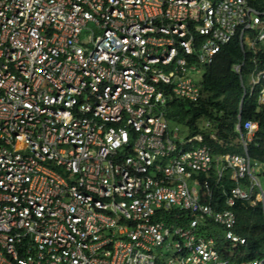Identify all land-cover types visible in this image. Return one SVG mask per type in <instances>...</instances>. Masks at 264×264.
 <instances>
[{"label":"built area","instance_id":"1","mask_svg":"<svg viewBox=\"0 0 264 264\" xmlns=\"http://www.w3.org/2000/svg\"><path fill=\"white\" fill-rule=\"evenodd\" d=\"M263 5L0 0V264H238L237 214L210 202V179L255 168L213 156L200 133L181 139L165 115L201 97L225 44L264 54ZM248 196L235 187L225 204Z\"/></svg>","mask_w":264,"mask_h":264},{"label":"trees","instance_id":"2","mask_svg":"<svg viewBox=\"0 0 264 264\" xmlns=\"http://www.w3.org/2000/svg\"><path fill=\"white\" fill-rule=\"evenodd\" d=\"M246 56L252 57L250 53ZM244 58L236 41L225 44L215 55L213 62L206 65L201 83L202 97L196 102L174 98L167 108V119L184 125L190 136L200 132V118L211 119L217 137L211 140L205 133L204 143L215 152H242V146L236 140L238 133L234 131L242 88L239 75L232 70V65ZM241 117L244 121L251 119L259 123L258 131L247 142V153L254 162L264 164V109L257 111L252 98L246 99ZM224 184L229 187L233 182L227 179ZM236 232L247 236V244L236 248L232 259L242 262L256 258L264 252V216L259 205L254 212L244 209L238 211Z\"/></svg>","mask_w":264,"mask_h":264},{"label":"clouds","instance_id":"3","mask_svg":"<svg viewBox=\"0 0 264 264\" xmlns=\"http://www.w3.org/2000/svg\"><path fill=\"white\" fill-rule=\"evenodd\" d=\"M263 9H264V5H263ZM262 20L264 21V14L262 15ZM240 50H241V48H240ZM248 53H246V54H248ZM251 55H252L251 58H247V56L244 55L245 58L242 61L234 63V64H238V63H242V62L244 63L242 65V69H240L239 73L233 69L234 64L232 65V70L239 75L240 86L242 88L240 100L238 101V106H237L236 121L234 123V131L238 133L236 140L241 144L242 152H240V153H236V152H233V153H231V152H215L209 146L210 154H212L213 156H219L220 158H223L225 155H230V156H234V155L245 156V155H247L250 158V161L252 162L253 167L255 168L253 170L251 176L250 175L241 176L234 169L233 170L232 169H227V170L224 169L221 172L222 175H221V177L217 183L215 182V180L217 179V173L214 170L212 173L213 177L210 179L211 180V186H210L211 199H210V202L213 205L215 202L218 205V207L221 206L223 208L233 209L237 214V223L235 225L234 231L236 234H238L239 236L244 238L245 242L242 244L240 243L235 248H233L232 249L233 252L236 250V248L240 247V245L245 246V244H247V236H244V235L236 232V228H237V224H238V211L240 209H244V210H247L250 212H254L255 208L259 205L261 212H262V215L264 216V203L262 202V200L261 201L256 200V194L260 192L259 189H262L263 193H264V188H263L262 183H261L260 178H259L260 173H261L259 165H264V164L254 162L252 160V158L247 153V142L249 140H251L252 137L255 135V133L258 131L259 123L257 120H251V119L244 121V120H242V117H241V111L244 107V102L246 99L252 98L255 109L257 111L264 109V95H260V90L262 88H264L263 81L262 82L257 81L255 83H253V80L251 78V71L253 69H260L261 67H263L262 64L264 62V54L260 53V54H258V56L253 55V54H251ZM253 57H255L257 60L256 66L258 68H256L254 63H253ZM247 59H248V62L246 63ZM205 68H206V66H204L202 69V71H203L202 76H204ZM202 81H203V77H202L201 83H202ZM202 95H201V97H202ZM180 99H182V98H180ZM185 100H187V99H185ZM171 101H169V102H171ZM188 101H190V100H188ZM196 101L197 100L192 101V102H196ZM168 107H169V103H168L167 108ZM201 121H204L203 127H201V124H202ZM246 123L250 124V128L245 127ZM198 125L200 128V132H198V133L203 135L204 140H205V136H204L205 133L208 135V137L211 140L216 139V137H217L216 132L212 128L214 126V122L211 119L200 118L198 120ZM211 135H213L214 137H211ZM189 136H190V134L188 131L187 138ZM242 141H245L246 143L243 144ZM258 173H259V175H258ZM227 179L229 181L233 182V185L226 187V185L224 184V180H227ZM263 182H264V180H263ZM235 187L242 189L245 192H248L249 196L246 199H237L238 201H237L236 206L232 208V207L227 206L225 204V201L231 195V190ZM252 202H254V203L251 204ZM207 227H209V230H208L209 233H211L213 236L217 235L215 238L217 249L223 248L226 250V246H229L230 248L232 247L230 242H229V239L224 237V234L226 231L225 227L223 228L220 225H218L217 223H213V222H209ZM206 234H207V231H205L204 235H206ZM232 257H233V255L231 256V260L233 263H238V264L241 263V262H237L236 260L232 259ZM262 257H264V252L256 258H251L249 260H245L242 262H244V264H246V262H248V261L260 259Z\"/></svg>","mask_w":264,"mask_h":264},{"label":"rangeland","instance_id":"4","mask_svg":"<svg viewBox=\"0 0 264 264\" xmlns=\"http://www.w3.org/2000/svg\"><path fill=\"white\" fill-rule=\"evenodd\" d=\"M202 74H203V71H201V76H202ZM201 122H202L201 127H203L204 126V121H201ZM173 125L177 126V128L180 130L181 139L185 140L187 138V135H188L187 128L184 125H181V124L173 123ZM259 168L261 170L259 178H260V181H261L262 186L264 188V182H263V180H264V165H259ZM258 175H259V173H258Z\"/></svg>","mask_w":264,"mask_h":264},{"label":"crops","instance_id":"5","mask_svg":"<svg viewBox=\"0 0 264 264\" xmlns=\"http://www.w3.org/2000/svg\"><path fill=\"white\" fill-rule=\"evenodd\" d=\"M187 131H188V129H187Z\"/></svg>","mask_w":264,"mask_h":264}]
</instances>
